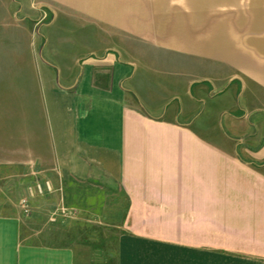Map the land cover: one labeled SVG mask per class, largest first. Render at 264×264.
Wrapping results in <instances>:
<instances>
[{"label": "crops", "instance_id": "1", "mask_svg": "<svg viewBox=\"0 0 264 264\" xmlns=\"http://www.w3.org/2000/svg\"><path fill=\"white\" fill-rule=\"evenodd\" d=\"M143 4L148 36L224 67L171 97L122 50L48 63L43 125L21 157L0 152V264H264V0ZM207 107L216 122L197 124Z\"/></svg>", "mask_w": 264, "mask_h": 264}, {"label": "rangeland", "instance_id": "2", "mask_svg": "<svg viewBox=\"0 0 264 264\" xmlns=\"http://www.w3.org/2000/svg\"><path fill=\"white\" fill-rule=\"evenodd\" d=\"M143 2L0 0V152H8L11 158L21 157L22 154L17 152L23 140L31 137L29 132L33 128L43 125L42 81L49 74V68L54 70L58 64L74 63L79 68L86 60L95 59L107 51L122 50L126 57L135 60L137 66L143 67V71L137 73L139 77L162 78L163 84L159 87L171 97H177L178 92L184 93L189 78L207 79L219 73L216 71L220 69L218 66L224 67L222 62L177 50L174 47L177 36H167L168 42L174 43L173 47L157 41L158 36H148L146 32H151L153 22L143 20L148 16ZM172 4L179 3L173 1ZM126 7L132 20L128 29L121 31L117 18L121 12L127 13ZM96 17H102L104 21L96 20ZM108 23L119 32L108 34ZM204 112L197 124L213 125L216 115L212 107H207ZM94 229L99 234L98 239L102 240L93 248L102 250L104 260L110 261L115 250V228ZM82 232L86 236L94 231L89 228L82 229ZM224 263L217 259V264Z\"/></svg>", "mask_w": 264, "mask_h": 264}, {"label": "built area", "instance_id": "3", "mask_svg": "<svg viewBox=\"0 0 264 264\" xmlns=\"http://www.w3.org/2000/svg\"><path fill=\"white\" fill-rule=\"evenodd\" d=\"M31 191H32L31 192L32 196L34 195V193H36L38 195H41V196H45V195L51 193L53 191V189H52L50 183L46 182L44 185L38 184L36 186L35 191H33V190H31ZM22 208H23V210H24V212L26 214H30L31 213V207H30V205H29L27 200H23Z\"/></svg>", "mask_w": 264, "mask_h": 264}]
</instances>
